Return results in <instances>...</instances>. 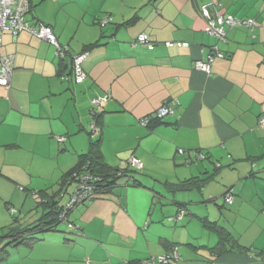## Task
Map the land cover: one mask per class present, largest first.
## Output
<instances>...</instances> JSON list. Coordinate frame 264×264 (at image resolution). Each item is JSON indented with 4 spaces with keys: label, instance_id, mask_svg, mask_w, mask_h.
I'll return each mask as SVG.
<instances>
[{
    "label": "crops",
    "instance_id": "1",
    "mask_svg": "<svg viewBox=\"0 0 264 264\" xmlns=\"http://www.w3.org/2000/svg\"><path fill=\"white\" fill-rule=\"evenodd\" d=\"M31 1L27 19L51 25L71 55L93 47L83 63L88 78L76 85L71 56L61 63L46 40L4 32L0 53L14 56V68L10 87L0 85V230L16 217L40 218L34 190L54 192L71 168L56 172L71 164L66 154L85 153L93 140H101L106 163L117 167L134 155L156 183L135 174L140 185L78 205L70 214L75 229L61 223L33 244L11 247L0 264H131L173 246L179 259L170 264H264V0H221L224 13L258 22L228 30L226 41L206 32L201 6L208 0ZM142 34L148 43L137 42ZM215 47L225 56L215 57L210 72L197 69ZM103 95L109 100L95 139L91 99ZM165 101L174 114L140 123ZM200 152L207 157L200 160ZM190 178L204 186H170ZM181 208L189 213L176 220ZM206 222L224 227L246 251L214 255L209 249L220 238Z\"/></svg>",
    "mask_w": 264,
    "mask_h": 264
},
{
    "label": "trees",
    "instance_id": "2",
    "mask_svg": "<svg viewBox=\"0 0 264 264\" xmlns=\"http://www.w3.org/2000/svg\"><path fill=\"white\" fill-rule=\"evenodd\" d=\"M27 1L29 4V10L25 14L24 18H25V21L31 23L27 19V15L29 13H31V11L33 10V4H32L31 0H27ZM57 1H59V0H57ZM214 1L218 2L217 8L220 10V12L224 16L231 15V16H234V17L240 18V19H254L256 21V26L254 28L257 27L258 22H257L256 18L240 17V16L224 13L222 1L221 0H214ZM209 3H211V0H208V2H206L205 4H209ZM205 4H203V5H205ZM203 5L201 6V9H202ZM108 22H109V19L107 17L99 19V21H98V23L101 26H104ZM39 23H43V22H37L33 25H37ZM43 24L52 27L49 24H46V23H43ZM234 28H245V27H234ZM52 29H53V32L57 38V41H58L62 51L59 52V49L55 45L51 44L50 42L49 43L55 47L56 55L60 59L61 63L65 62V59L67 57H69V56L72 57V72L71 73L73 76V83L76 85L83 84L88 78V74L83 67V63L88 58V56L90 55L91 49L93 46L89 45V46L85 47L82 52H80L76 55H71L69 46L62 44L59 41V38H58L57 34L55 33V30L53 27H52ZM230 29H233V28H228L227 31ZM245 29H249V28H245ZM253 29H251V30H253ZM226 40H227V38H226ZM83 53H87L86 58L82 62V67H83V70L86 72L87 77L82 82H77L76 81V73L74 70V61H75L76 56H79ZM224 56H225V54L223 53V57ZM13 62H14V59H13ZM12 66H13V63H12ZM106 96L108 97L109 95L97 96V97H94L91 99L92 108L89 112V114H90L89 115L90 116L89 125L91 126V124L94 122V124H96L100 128L99 131H94L91 127V132H93V133L101 131V127L99 125L100 114H101L100 111H101V109L103 110V108L105 106L104 107L94 106V104L92 103V100L95 98H101V97H106ZM162 119H156V120L161 121ZM140 123H141V120H140ZM151 123L152 122H150V124ZM149 125H147V126H149ZM58 137H65L67 139L66 136H58ZM58 137H57V140H58ZM66 139H65V141H66ZM58 142L60 143L59 140H58ZM100 142H101L100 139L91 141L89 150L85 153L78 154L77 162L75 163V165L73 167H71L69 170H67L61 176V178L58 182V189L56 191L51 193L47 189L38 190V191L34 190V194H38L40 196V202H39L38 206L44 208V213L42 214V216L40 218L33 220L29 223H21L20 219H18V217H16L13 224L8 226L4 230H0V262H2L3 260H5L8 257L9 249L11 247H15V246H18L20 244H33L40 239V236L42 233H44L45 231L56 229L57 226L60 225L62 222L68 223L69 230L75 229L76 225L70 221L71 212L78 205L84 204L86 201L94 199L98 196H104L105 194H109L118 186L124 185L122 182L120 183L121 179L125 180V183H126L125 185H127V186H129V185H140L141 184V182L139 180H137L135 178V175L133 174V172H136L134 170L136 168H133V166L128 163V159L122 160L121 164L117 167L111 166L104 161L103 155H102L101 150H100ZM61 143H63V142H61ZM200 153L203 156H205V158L207 157L202 152H200ZM205 158H203V159H205ZM199 159L202 160V158H200V157H199ZM136 170H140V169H136ZM211 177L212 176L207 177L206 180L210 179ZM72 184L75 188H74L73 192L70 193L71 194L70 199L68 201L64 202V204L58 206L59 205L58 199L64 197L66 192H69V186H71ZM83 186H87V187H89V189L92 188L87 196L84 194L85 188H83ZM170 186L173 187L175 190H186V189H192L195 187L196 188L197 187H203L204 182L197 180V178H190V179H186V180L181 181V182L176 183V184H171ZM229 193L234 196L233 191L231 189H229L228 191L225 192V202H226V196ZM75 197L77 198L76 201L79 202V199H82V201L75 204L73 206V208H71V201ZM228 205H231V204H228ZM13 209H14V211H13ZM7 210L9 213H11L13 215H16L18 213V210L15 209L13 206H10V205L7 206ZM182 211H184V215H187L189 213V211L185 208L180 209L178 215L176 216V219L179 218V214ZM64 212L66 214H63ZM206 225L208 227H210L212 230H214L215 232H217L219 235V238H220L219 243L217 245H215L214 247H210V249H209L214 255L220 256V255H223L225 253H228L231 251L233 252L236 250L241 251V252L246 251V248L244 249V247H242L240 244H237L235 242L232 243L231 235L224 227L218 226L214 222H206ZM174 248H177L178 253H179V248L177 246H173L172 250L166 254L171 253ZM146 259H148V258L141 259V260H138L136 262H132L131 264H140V262H142L143 260H146ZM96 264H98V263H96Z\"/></svg>",
    "mask_w": 264,
    "mask_h": 264
},
{
    "label": "built area",
    "instance_id": "3",
    "mask_svg": "<svg viewBox=\"0 0 264 264\" xmlns=\"http://www.w3.org/2000/svg\"><path fill=\"white\" fill-rule=\"evenodd\" d=\"M218 2L211 0V3L203 5L201 12L204 17L207 18L208 26L206 28V32L216 38L219 41H226L227 38V29L234 28V27H245L249 29H253L256 26V21L254 19H240L234 16L228 15L224 16L220 10L217 8ZM29 10V4L27 0H0V48L2 46V36L5 31L11 32L13 35H17L21 31H27L32 35L46 40L51 44L55 45L59 52H61L60 45L57 41V38L53 32L52 27L45 25L43 23H39L37 25H33L27 21H25V14ZM137 42L139 43H148L149 37L147 34H142L138 37ZM168 45L174 46H188L186 42H168ZM151 46V44H150ZM218 48L215 47L213 51L210 52L208 55L207 61L199 60L196 62V67L199 70L210 72L211 70V62L215 59L216 56H223V53L217 50ZM87 53H83L79 56L75 57L74 61V70L76 73V81L82 82L86 77L87 74L83 70L82 62L86 58ZM13 59L14 56L11 54L3 55L0 53V85L4 87H9L11 84V78L13 73ZM109 100V96L95 98L92 100L94 106L97 107H104ZM174 114V108L172 107L169 101L163 102V104L150 116H146L141 119V124L147 126L150 124L151 119H162L167 115ZM259 123L261 126L264 127V116L259 119ZM91 127L94 131H99L100 128L94 124H91ZM65 137H58L60 142L65 141ZM182 151V150H181ZM200 158H205L201 153H198ZM128 163L133 166V168L141 169L143 168L142 161L135 157L131 156L128 159ZM85 188L84 194L87 196L90 192L89 187L83 186ZM77 198L75 197L71 201V208L82 199H79V202L76 201ZM234 201V196L232 194H227L226 202L228 204H232ZM14 211V209H13ZM63 214H66L65 212ZM184 215V211L179 214V218H182ZM179 253L178 249L174 248L173 251L169 254L153 256L146 260L140 262V264H170L172 260H178ZM87 264H96L95 262L88 261Z\"/></svg>",
    "mask_w": 264,
    "mask_h": 264
},
{
    "label": "rangeland",
    "instance_id": "4",
    "mask_svg": "<svg viewBox=\"0 0 264 264\" xmlns=\"http://www.w3.org/2000/svg\"><path fill=\"white\" fill-rule=\"evenodd\" d=\"M91 108H92V104H91ZM90 117V116H89ZM89 126V128H88V131H89V135H91V136H93L95 139H97L98 137H99V132H91V126L90 125H88ZM89 149H87V150H85L86 152L88 151ZM66 156H68V158H71V164H68L67 162H66V160L64 161V163L66 164V166H63L61 169H60V171L58 170V171H56V172H64V171H66L67 169H69L70 167H72L73 165H75V163L77 162V158H78V154L76 155V154H73V155H71V154H66ZM132 156V155H131ZM131 156H129V157H131ZM134 156V155H133ZM128 157V158H129ZM127 158V159H128ZM126 159V158H125ZM143 168H141L140 170H136V169H134L136 172H133V174L135 175H137V177H140V178H144V180H146V181H148L149 183H151L150 185H155V183L156 182H153V181H150L149 180V178L152 180V178L151 177H147V176H144V175H146V174H148L149 176L151 175V176H153L152 174H150L149 172H145L144 170H142ZM156 174H158V175H161V173H162V171H154ZM154 177V176H153ZM60 178V176H57L56 177V179H55V181L56 182H58V179ZM162 181H164V180H162ZM123 183L124 185L123 186H125V180L124 179H121V181H120V183ZM164 183H165V181H164ZM132 184V183H131ZM157 185V184H156ZM164 186V185H163ZM159 187H161V188H164V187H162V186H159ZM74 186H73V184L71 185V186H69V192H66V194H65V200L66 201H68L69 199H70V197H71V192H73V190H74ZM119 188V187H118ZM58 189V185L57 184H55L53 187H52V191H56ZM165 189L167 190L168 188L167 187H165ZM169 190V189H168ZM168 190H167V192H168ZM166 192V191H165ZM169 194V193H168ZM171 195V194H170ZM174 208H175V205L173 206ZM40 210H42L41 208H39ZM181 209H183V208H181ZM178 215V214H177ZM183 217H185V215H183ZM183 217L182 218H177L176 220H181V219H183ZM62 223H64V222H62Z\"/></svg>",
    "mask_w": 264,
    "mask_h": 264
}]
</instances>
